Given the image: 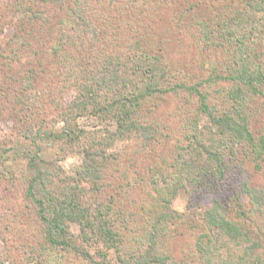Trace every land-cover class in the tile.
I'll return each mask as SVG.
<instances>
[{"label":"trees","instance_id":"trees-1","mask_svg":"<svg viewBox=\"0 0 264 264\" xmlns=\"http://www.w3.org/2000/svg\"><path fill=\"white\" fill-rule=\"evenodd\" d=\"M163 1L171 2L15 0V10L28 13L27 24L41 32L38 40L45 35L50 69L40 71L46 104L23 102L33 124L20 131L18 151L0 149V166L10 152L25 162L24 199L39 229L27 245L3 237L0 264H264V188L244 181L202 213L170 207L178 189L200 192L224 181L237 148L264 173V130L253 128L264 106V0H196L198 15L185 27L196 29L197 46L215 53L196 75L188 53H170L169 39L151 32ZM40 5L55 9L56 21ZM30 33L17 29L8 45H24ZM85 38L80 49L68 42ZM3 51L0 66L9 69ZM36 65L24 89L40 79L45 62ZM69 91L76 96L65 106ZM159 96L176 102L175 125L145 110ZM86 114L113 122L114 131L89 133L77 123ZM49 119L61 127L46 131ZM116 141L127 145L108 153ZM55 142L82 146L71 173L49 154ZM162 144L173 147L159 161L152 155ZM196 230L187 250H174L176 239Z\"/></svg>","mask_w":264,"mask_h":264},{"label":"rangeland","instance_id":"rangeland-1","mask_svg":"<svg viewBox=\"0 0 264 264\" xmlns=\"http://www.w3.org/2000/svg\"><path fill=\"white\" fill-rule=\"evenodd\" d=\"M168 2L164 3L163 1L157 7V12L153 16L152 34L157 35L158 38L163 37L169 39L168 51L170 53L173 52L178 54V56H183L185 53H188L189 58L192 59V74L205 73L207 68L206 64L208 60L214 57L215 53L209 52L207 47L202 46L201 48V46H197V35L194 33L196 29H187L185 27V25L187 26V24L193 22L198 15L197 7L195 8V3L198 2L196 0H171V2ZM36 7L48 11L54 21L59 16L55 9L49 10L44 5ZM27 15L29 14H23L22 16L20 11L17 12L15 10V0H0V46L4 50L2 54H5L11 62L9 69L8 67L0 66L2 68L0 72V149L18 147L22 142L19 139L20 131L24 127H29L33 124L32 118L28 116L31 114V111H25L26 105L23 102L36 105L41 100L39 105L44 106L48 99V95L41 87L43 83L39 82L44 78V74H40V71L50 69V65L46 68L48 62L45 58L47 56V48L45 49L44 46L45 35L38 40L41 32L39 29L33 28L34 24H27ZM41 21L43 20H38L37 24H42ZM17 29H24V31L28 29V31H31L30 40L25 38V44L18 47L16 45L9 46L8 42L15 35ZM70 35L73 37L75 31H70ZM32 38L33 41L31 42ZM85 40L86 38L68 42H73L76 46L75 49H80L79 47L85 44ZM39 59L45 62V67L39 66L38 68L37 76L40 79L38 81L32 80L30 83L31 86L24 89L22 86H24L23 83L30 76V66L32 64L33 67H36ZM18 70L20 73L14 75ZM75 96L76 93L73 91L65 92L62 100L64 101V105H69ZM56 99H59L58 102H61L60 95ZM175 103L174 100L167 96H159L158 98L149 99L144 107L146 111H151L161 121L175 125L176 123L174 124V122L176 121L171 122L170 118L175 109ZM258 109H260L257 114L258 117L253 118V128L256 133H259L262 129L264 130V106H259ZM199 120L200 125L207 123V119L203 115L200 116ZM77 123L81 128L91 134H96L97 131L102 129L106 131H114L115 129L113 122L104 121L88 114L77 119ZM61 125L62 123L56 124V120L54 122V120L49 119L44 128L47 131L50 130L49 128L51 126L53 128H59ZM82 145L85 146L83 143ZM126 145L127 142L116 141L108 149V153L121 151ZM172 147L171 145L163 144L155 146L156 150L153 152L152 157L161 161L163 157L169 156ZM81 148L80 143L79 145H68L55 142L52 148H50L49 154L53 156L52 158L58 160L57 163L64 172L71 173L80 161ZM18 149L19 147L17 151ZM236 151L235 157L241 163H238L236 160L229 163L227 177L224 181H216L210 185V189L207 186L208 190L205 188L200 192H195L190 187L178 189L170 201L172 210L179 213H188L189 211L202 213L204 208H208L213 203L214 198H217L219 201L228 199L232 196L233 191L237 190L244 181H248L251 187L263 189L264 173L257 172L249 159L242 157V150L240 148H237ZM24 167L25 162L21 156L15 155L12 152L7 155L5 164L0 166V251L3 248V244L1 243L3 237L14 240L17 237H21L23 241L19 243L24 242L27 245V240L24 241V239L39 229L34 218L33 207L24 199L26 189V171ZM6 225L8 228L2 230ZM69 231L76 237L80 233V227L77 223L73 222L69 225ZM199 232L200 230H196L193 233L194 236L187 235L185 239H176L174 250L177 247L187 250ZM96 247L97 245L93 246L94 249ZM4 264L8 263L5 262ZM29 264L35 263L32 262Z\"/></svg>","mask_w":264,"mask_h":264}]
</instances>
